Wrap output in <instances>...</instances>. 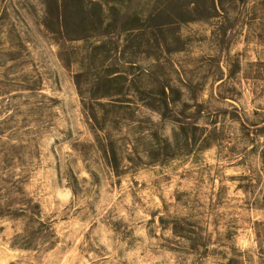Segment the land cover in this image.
I'll return each mask as SVG.
<instances>
[{
    "label": "rangeland",
    "instance_id": "374dc122",
    "mask_svg": "<svg viewBox=\"0 0 264 264\" xmlns=\"http://www.w3.org/2000/svg\"><path fill=\"white\" fill-rule=\"evenodd\" d=\"M0 264H264V0H0Z\"/></svg>",
    "mask_w": 264,
    "mask_h": 264
}]
</instances>
